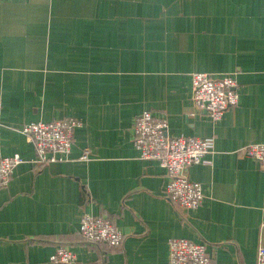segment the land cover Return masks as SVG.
Returning a JSON list of instances; mask_svg holds the SVG:
<instances>
[{"label": "crops", "instance_id": "obj_1", "mask_svg": "<svg viewBox=\"0 0 264 264\" xmlns=\"http://www.w3.org/2000/svg\"><path fill=\"white\" fill-rule=\"evenodd\" d=\"M229 75L238 104L218 122L191 99L190 75ZM0 158L24 161L0 191V264H168L173 238L202 243L212 264H255L264 247V173L244 150L264 143V0H0ZM171 137L212 141L188 170L196 210L164 197L165 169L133 145L142 112ZM75 118L63 162L35 166L29 123ZM84 150L88 158L82 160ZM109 218L117 248L78 233Z\"/></svg>", "mask_w": 264, "mask_h": 264}, {"label": "built area", "instance_id": "obj_2", "mask_svg": "<svg viewBox=\"0 0 264 264\" xmlns=\"http://www.w3.org/2000/svg\"><path fill=\"white\" fill-rule=\"evenodd\" d=\"M191 99L195 108L204 113L212 122L221 120L225 111L238 104V86L229 76L213 78L207 73L193 72L190 75ZM0 100V113H1ZM81 126L75 118L53 120L48 123H29L21 132L32 143L34 154L32 164L45 166L63 162L71 151L74 130ZM133 145L139 158L152 161L165 169L167 182L164 197L182 211L196 210L204 201L202 186L188 178V170L199 163L212 151V141L191 137H171L167 134V119L154 117L142 112L134 117ZM245 154L256 161L264 173V143L251 144ZM84 150L82 160L88 158ZM14 154L0 158V191L5 189L14 170L23 163ZM78 233L91 244H104L111 248L121 245L123 234L115 228L109 218L82 214ZM168 264H212V254L202 243L173 238L168 242ZM73 251L59 245L49 258L51 264H75ZM264 264V247L256 251V263Z\"/></svg>", "mask_w": 264, "mask_h": 264}]
</instances>
